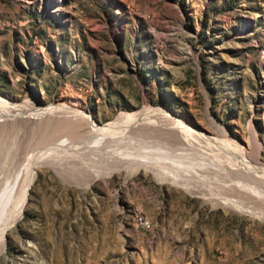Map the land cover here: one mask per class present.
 Listing matches in <instances>:
<instances>
[{
	"label": "rangeland",
	"instance_id": "374dc122",
	"mask_svg": "<svg viewBox=\"0 0 264 264\" xmlns=\"http://www.w3.org/2000/svg\"><path fill=\"white\" fill-rule=\"evenodd\" d=\"M28 100L124 120L83 164L67 153L78 137L48 129L75 116L1 113ZM0 108V155L49 149L66 171L36 165L0 264H264V220L142 167L205 179L207 160L243 168V150L264 164V0H0ZM171 117L210 136L208 148ZM98 168L113 172L76 184Z\"/></svg>",
	"mask_w": 264,
	"mask_h": 264
},
{
	"label": "bare ground",
	"instance_id": "6f19581e",
	"mask_svg": "<svg viewBox=\"0 0 264 264\" xmlns=\"http://www.w3.org/2000/svg\"><path fill=\"white\" fill-rule=\"evenodd\" d=\"M7 103L9 102L7 101ZM7 105L5 106L6 108L4 109L0 108V110L1 109L3 110L1 113L5 115H9L10 112L16 113L15 115H21L29 111H35L33 113L31 112V115L40 112H42L41 115L43 114V112H47L48 114L51 113L56 114L57 112V113H64L67 115L70 114L71 116H75V118L70 117L69 115L63 118L59 117V120L56 119L57 121H54L55 124H51L52 125L51 128L49 127L48 129H50L51 135L53 134H55L56 136L68 135V137L71 138H74V136L76 135L78 138L74 139V142L72 141L73 148L67 153L69 155L72 154H74V156L77 155L78 158L80 159L79 160L75 159V160L83 164L91 161L93 162L97 161V159L101 157L98 156L99 150L103 147L102 146L101 148H99V146L102 144L101 139L103 140L107 136L108 138L106 139L109 140L110 136L108 135H110L112 131L115 130V128L118 127L124 120V116H123V118L122 117L119 118L116 122L102 126L98 124L90 114H87L84 110L74 107L66 102L53 104L45 108H42L32 100H28L26 103L22 105L16 103H11ZM147 114L149 116H147L146 119H149L150 117H154V114H156V112H148ZM168 122H170V125H172L173 128H175V130H178L179 133L185 136V138H187L189 141L194 143L193 144L194 146L197 145L199 149L207 147L209 145L208 143L210 142L211 137L204 135L201 132V130L196 128L195 126L188 124L184 120L175 119L172 117L168 119ZM62 130L64 132H61ZM118 145L119 144L117 143V146ZM114 146H116V144ZM21 155L19 157H16L14 155L12 156L10 154L0 155V255L1 256H2V248L6 244L7 230L9 227L17 223L26 206L30 194V189L37 177L36 165H39L40 163L52 165L61 175L66 174L65 167L62 165V163L55 162L54 160L56 158L53 160L52 158L53 154L49 149L48 151H46L45 149H41L39 151H33L31 153H27L23 156ZM242 157L244 159L242 163H245V166L240 169L234 168V170L230 165L231 163L228 161L224 160V163L223 162L220 163L218 161L216 162L212 161L213 160L212 158H211L212 160L209 162L207 160V162L205 163L207 167H205V169L202 170V172L204 171V173L206 172L208 174V176L205 179H203L204 177L198 178L197 177L198 174L197 175L193 174L192 176H186V175L182 176L181 173L179 175L175 172L164 171L162 170V168H159L149 163L148 164L144 163L142 167H144L146 170L150 172H153L162 183L170 182L175 186L186 188L188 192H191L194 195L200 194L204 198L205 202L211 201L215 205L224 207L227 210H233L235 212H239L245 215L257 217L264 220V172H263L264 169L262 170L264 164H262L259 159V153H256V155L253 158L248 159L249 156L247 155L246 151L243 150L241 158ZM208 158L210 157L208 156ZM70 171L73 170L70 169ZM112 172L113 171H109L108 169L98 168L97 170H95V172L90 174L89 177H87V180L82 181L83 180L82 178L81 182H76V184L81 187L87 188L95 179L104 177ZM197 182H200L201 185L200 184L198 185ZM205 185H207V188L205 187ZM224 191L227 192V194L229 192V197L226 193H224ZM138 215L141 216V219H143L145 223V225L144 224H139V225L145 230L152 229L153 226L152 220L144 214H138ZM138 215L136 216L137 223H138Z\"/></svg>",
	"mask_w": 264,
	"mask_h": 264
},
{
	"label": "built area",
	"instance_id": "2783aa9c",
	"mask_svg": "<svg viewBox=\"0 0 264 264\" xmlns=\"http://www.w3.org/2000/svg\"><path fill=\"white\" fill-rule=\"evenodd\" d=\"M138 224H144L145 225L143 219H141V216H139V215H138Z\"/></svg>",
	"mask_w": 264,
	"mask_h": 264
}]
</instances>
